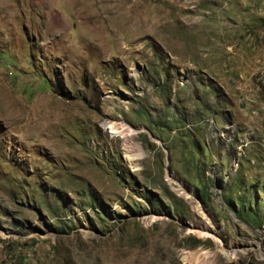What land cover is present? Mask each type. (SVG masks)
Segmentation results:
<instances>
[{
    "label": "rangeland",
    "instance_id": "1",
    "mask_svg": "<svg viewBox=\"0 0 264 264\" xmlns=\"http://www.w3.org/2000/svg\"><path fill=\"white\" fill-rule=\"evenodd\" d=\"M261 69L264 0H0V264H264Z\"/></svg>",
    "mask_w": 264,
    "mask_h": 264
},
{
    "label": "bare ground",
    "instance_id": "2",
    "mask_svg": "<svg viewBox=\"0 0 264 264\" xmlns=\"http://www.w3.org/2000/svg\"><path fill=\"white\" fill-rule=\"evenodd\" d=\"M107 122H103V123L106 124V125L108 123H110V122H108V123ZM109 127L111 128V131L113 133L118 134V136L121 138V140H122L121 144H122L123 148L125 149V151H131V150H135V149L139 148V144L137 142H135L134 139H133L135 131L130 126L126 125L125 123L118 124L116 122H113V123H110ZM126 156H128V158L131 157V155H129L128 153H126ZM180 192L183 194L182 196H185L186 198H192L193 197V194L191 192L189 193V192L185 191L184 188L180 187ZM196 207L198 209L200 208L199 205H196ZM204 227L205 226H203V225L202 226L199 225L198 229H197V227L196 228L193 227V229L195 231H198L200 233L205 234L208 231H206ZM212 231H213V237L216 236V234H218V230H217L216 226H212ZM227 253H229V252L227 251ZM186 257L191 260V259H194V258L197 259L198 256H195V254H193V252H192V253H187Z\"/></svg>",
    "mask_w": 264,
    "mask_h": 264
},
{
    "label": "built area",
    "instance_id": "3",
    "mask_svg": "<svg viewBox=\"0 0 264 264\" xmlns=\"http://www.w3.org/2000/svg\"><path fill=\"white\" fill-rule=\"evenodd\" d=\"M256 81L264 89V69L256 72Z\"/></svg>",
    "mask_w": 264,
    "mask_h": 264
},
{
    "label": "trees",
    "instance_id": "4",
    "mask_svg": "<svg viewBox=\"0 0 264 264\" xmlns=\"http://www.w3.org/2000/svg\"><path fill=\"white\" fill-rule=\"evenodd\" d=\"M201 198H202V200H204V197H203V195L201 194Z\"/></svg>",
    "mask_w": 264,
    "mask_h": 264
}]
</instances>
